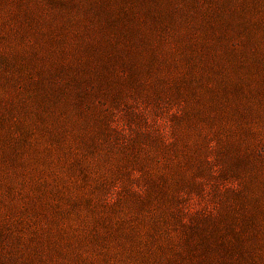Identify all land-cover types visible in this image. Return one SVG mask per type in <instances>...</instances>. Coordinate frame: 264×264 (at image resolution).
I'll use <instances>...</instances> for the list:
<instances>
[{"label": "rangeland", "instance_id": "374dc122", "mask_svg": "<svg viewBox=\"0 0 264 264\" xmlns=\"http://www.w3.org/2000/svg\"><path fill=\"white\" fill-rule=\"evenodd\" d=\"M0 264H264V0H0Z\"/></svg>", "mask_w": 264, "mask_h": 264}]
</instances>
